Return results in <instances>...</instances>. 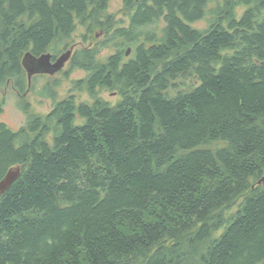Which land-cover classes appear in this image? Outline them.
Wrapping results in <instances>:
<instances>
[{
    "label": "trees",
    "instance_id": "obj_1",
    "mask_svg": "<svg viewBox=\"0 0 264 264\" xmlns=\"http://www.w3.org/2000/svg\"><path fill=\"white\" fill-rule=\"evenodd\" d=\"M110 1L0 0L3 92L34 87L27 52L105 33L66 63L92 102L0 121V182L21 168L0 264H264V0H124L125 19Z\"/></svg>",
    "mask_w": 264,
    "mask_h": 264
},
{
    "label": "rangeland",
    "instance_id": "obj_2",
    "mask_svg": "<svg viewBox=\"0 0 264 264\" xmlns=\"http://www.w3.org/2000/svg\"><path fill=\"white\" fill-rule=\"evenodd\" d=\"M215 3V0H211L210 6ZM107 12L111 15H115L116 19H125L124 0H111L109 2ZM207 25L205 20L197 21L193 26L197 28H205ZM87 35V37H86ZM84 36L86 38H84ZM105 40V33L103 31H96L92 35L87 34V29L82 26H78L74 35L72 36L73 48L86 47L88 45H96L100 40ZM67 51V50H66ZM64 51V52H66ZM111 49H104L100 56L109 54ZM69 70L68 64L61 71L56 72L53 75H38L34 81V87L31 88L23 96H19L15 90L8 86L6 91H0V98L5 97V110L0 113V121L6 122L12 128L17 129L24 125L31 114L45 115L49 113L54 104V99L51 97L54 95L57 100H61L70 94L75 93L79 101L92 102V97L87 92L73 91L74 81L84 78L86 72L84 70H75L67 74ZM56 86H53V84ZM49 85L50 92L43 90L45 86ZM99 95L111 103H115L118 100V95L115 92L108 90H101ZM24 102L29 103L28 110H24L22 105Z\"/></svg>",
    "mask_w": 264,
    "mask_h": 264
},
{
    "label": "water",
    "instance_id": "obj_3",
    "mask_svg": "<svg viewBox=\"0 0 264 264\" xmlns=\"http://www.w3.org/2000/svg\"><path fill=\"white\" fill-rule=\"evenodd\" d=\"M73 53V47L61 54L55 61L52 60L51 53H44L39 57L27 52L23 58V65L27 70L29 82L35 74L47 73L50 75L62 70L70 60ZM21 175V168L15 167L8 171L6 176L0 182V193L6 191Z\"/></svg>",
    "mask_w": 264,
    "mask_h": 264
},
{
    "label": "flooded vegetation",
    "instance_id": "obj_4",
    "mask_svg": "<svg viewBox=\"0 0 264 264\" xmlns=\"http://www.w3.org/2000/svg\"><path fill=\"white\" fill-rule=\"evenodd\" d=\"M74 45V44H73ZM72 45V47H73ZM75 49V48H73ZM46 53H51L52 54V60L55 61L57 58L54 57V53L52 51H49V52H46ZM65 53V52H64ZM44 54V53H43ZM63 54V53H62ZM35 75H50V74H47V73H40V74H35Z\"/></svg>",
    "mask_w": 264,
    "mask_h": 264
}]
</instances>
